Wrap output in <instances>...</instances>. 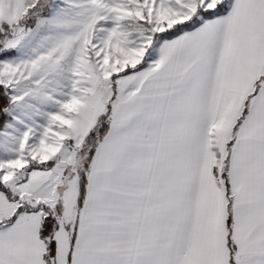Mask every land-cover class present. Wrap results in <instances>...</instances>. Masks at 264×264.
Here are the masks:
<instances>
[{
  "label": "snow or ice",
  "instance_id": "obj_1",
  "mask_svg": "<svg viewBox=\"0 0 264 264\" xmlns=\"http://www.w3.org/2000/svg\"><path fill=\"white\" fill-rule=\"evenodd\" d=\"M0 264H264V0H0Z\"/></svg>",
  "mask_w": 264,
  "mask_h": 264
}]
</instances>
